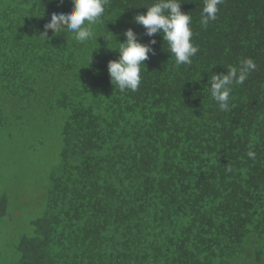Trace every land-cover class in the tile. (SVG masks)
I'll return each mask as SVG.
<instances>
[{
    "label": "trees",
    "instance_id": "1",
    "mask_svg": "<svg viewBox=\"0 0 264 264\" xmlns=\"http://www.w3.org/2000/svg\"><path fill=\"white\" fill-rule=\"evenodd\" d=\"M154 2L107 0L97 40L78 43L41 35L71 0H0V86L14 108L57 126L17 264L264 263L252 247L264 240V0H223L207 26L203 0H181L198 47L182 65L133 22ZM129 28L156 43L138 89L121 91L107 63ZM249 58L255 68L221 110L211 77Z\"/></svg>",
    "mask_w": 264,
    "mask_h": 264
},
{
    "label": "clouds",
    "instance_id": "2",
    "mask_svg": "<svg viewBox=\"0 0 264 264\" xmlns=\"http://www.w3.org/2000/svg\"><path fill=\"white\" fill-rule=\"evenodd\" d=\"M107 0H71V8L64 13H53L50 22L44 25V33L48 30L52 35H60L67 31L78 43H84L95 39L98 35L93 31L105 12ZM181 0H155L151 5L145 6L146 12L136 14L133 22L144 27L145 35L152 37L159 34L163 42L167 43L169 52L175 57L177 65L190 64L198 47L191 42L192 30L190 24L192 17L181 11ZM223 0H203L200 22L207 26L210 21H215L219 11L218 5ZM125 39L118 42V58L107 63V71L110 83L121 91H136L141 83V66H145L149 53H153L151 47L155 44L154 39L147 44L138 40L137 34L131 29L123 33ZM255 64L249 58L242 61L239 72L233 68L225 74H214L210 81L212 98L218 103L219 108L229 110V96L231 85L243 83L249 70L254 69ZM248 156H254L248 152ZM228 171H231L229 168Z\"/></svg>",
    "mask_w": 264,
    "mask_h": 264
},
{
    "label": "rangeland",
    "instance_id": "3",
    "mask_svg": "<svg viewBox=\"0 0 264 264\" xmlns=\"http://www.w3.org/2000/svg\"><path fill=\"white\" fill-rule=\"evenodd\" d=\"M56 127L34 108H14L0 86V249L4 264H17L14 243L29 231L28 223L40 212L41 194L55 161ZM263 244L264 240L252 247L260 251Z\"/></svg>",
    "mask_w": 264,
    "mask_h": 264
}]
</instances>
